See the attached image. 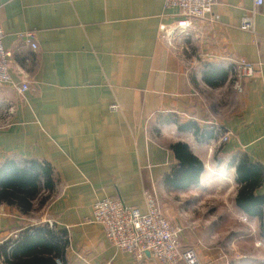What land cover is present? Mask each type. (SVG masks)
Listing matches in <instances>:
<instances>
[{
    "label": "crops",
    "instance_id": "obj_1",
    "mask_svg": "<svg viewBox=\"0 0 264 264\" xmlns=\"http://www.w3.org/2000/svg\"><path fill=\"white\" fill-rule=\"evenodd\" d=\"M177 14L163 0H0L3 46L11 53V83L0 89V163L46 162L55 178L50 197L36 198L29 213L0 204V264H8L5 242L42 225L67 232L69 264H159L118 251L92 221L95 201L120 199L144 210L145 192L162 200L165 217L183 228L182 249H193L199 264H229L202 231L182 224L196 219L182 196L203 186L206 171L187 190L167 186L165 178L176 165L172 144L186 143L211 171L218 150L235 183L227 218L243 213L235 206L230 162L247 157L264 167V0L260 7L217 0L188 37L168 42L161 27L174 26ZM247 16L252 32L240 29ZM240 59L255 75L237 93L229 78ZM207 66L227 74L223 84L204 82ZM25 82L21 95L16 88ZM9 107L14 113L6 122ZM187 122L209 128L214 138L180 131ZM225 133L228 141L220 143ZM256 194L264 195V183Z\"/></svg>",
    "mask_w": 264,
    "mask_h": 264
},
{
    "label": "trees",
    "instance_id": "obj_2",
    "mask_svg": "<svg viewBox=\"0 0 264 264\" xmlns=\"http://www.w3.org/2000/svg\"><path fill=\"white\" fill-rule=\"evenodd\" d=\"M227 79V74L218 68L207 66L203 80L216 88ZM180 131L192 132L202 141L214 138L209 128H201L194 122L178 126ZM176 165L170 169L165 183L177 190H187L199 184L204 171L203 163L195 157L186 143L177 142L170 146ZM235 175L238 190L235 206L250 218L259 219L264 230V195H257L264 183V167L250 163L247 157H237ZM55 178L53 169L46 162L26 160L23 164L6 160L0 163V204L16 206L24 213L32 211V202L47 194L44 203L53 192ZM264 237V236H263ZM68 246L67 232L50 229L46 225L29 227L15 240L10 239L1 246V255L8 264H69L65 257Z\"/></svg>",
    "mask_w": 264,
    "mask_h": 264
},
{
    "label": "built area",
    "instance_id": "obj_3",
    "mask_svg": "<svg viewBox=\"0 0 264 264\" xmlns=\"http://www.w3.org/2000/svg\"><path fill=\"white\" fill-rule=\"evenodd\" d=\"M217 0H163L165 9L178 11L177 20L170 29L161 27V37L170 42L174 36H189V30L195 20L204 19L212 10ZM263 0H254V6L260 7ZM240 29L252 32V17H244L240 21ZM32 34L25 35L32 49ZM4 33L0 27V89L11 83V53L3 46ZM255 67L240 59L235 62L229 81L232 89L241 93L243 82L253 78ZM29 89L25 82L16 90L22 95ZM13 107L5 110L6 122L13 115ZM229 133L220 136V143L228 141ZM144 210L127 206L122 200L105 198L94 202L92 221L102 227L108 243L122 253L131 255L137 262L147 256L159 264H199L193 249H182L181 233L183 228L165 217L159 200L155 194L144 193Z\"/></svg>",
    "mask_w": 264,
    "mask_h": 264
},
{
    "label": "rangeland",
    "instance_id": "obj_4",
    "mask_svg": "<svg viewBox=\"0 0 264 264\" xmlns=\"http://www.w3.org/2000/svg\"><path fill=\"white\" fill-rule=\"evenodd\" d=\"M213 160L212 164L218 172L211 171L208 162L203 163L206 171L203 186L198 187L196 192H186L182 196L183 205L188 204L196 218L188 219L186 224H182L202 231L208 247L225 254L229 264H264V230L261 222L241 212L236 213L240 217L236 216L238 219L235 217L231 221L227 218L231 214L235 183L229 169L220 166L218 150ZM212 172L219 173L220 176ZM235 210L232 211L233 214ZM189 222L196 224L193 226Z\"/></svg>",
    "mask_w": 264,
    "mask_h": 264
}]
</instances>
